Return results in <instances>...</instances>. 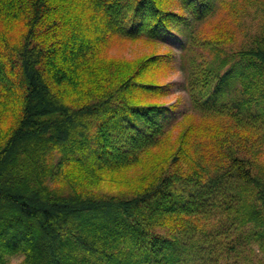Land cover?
I'll list each match as a JSON object with an SVG mask.
<instances>
[{
	"label": "trees",
	"instance_id": "trees-1",
	"mask_svg": "<svg viewBox=\"0 0 264 264\" xmlns=\"http://www.w3.org/2000/svg\"><path fill=\"white\" fill-rule=\"evenodd\" d=\"M83 1L85 27L32 43L61 4L0 0V264L13 255L23 264H220L252 244L264 253V176L249 160L223 149L212 168L198 159L183 167L181 145L172 167L150 156L187 111L222 123L218 147L264 135V49L221 55L222 40L197 38L226 0H177L185 14L167 0ZM100 27L154 41L183 37L178 64L191 109L179 115L135 99L153 88L141 80L152 56L119 82L97 67ZM196 48L216 51L215 64L198 62ZM78 91L88 97L71 98ZM142 156L146 170L126 175ZM104 181L136 191L93 190Z\"/></svg>",
	"mask_w": 264,
	"mask_h": 264
},
{
	"label": "rangeland",
	"instance_id": "rangeland-1",
	"mask_svg": "<svg viewBox=\"0 0 264 264\" xmlns=\"http://www.w3.org/2000/svg\"><path fill=\"white\" fill-rule=\"evenodd\" d=\"M51 1H53V4L60 3L62 7L44 15L43 21L36 26L43 34L36 33L35 37H32V43H41L42 39H50V32L53 30L59 31L57 35L59 37L62 32H70L76 26L85 27V24H87L88 9L85 1ZM167 2L168 5H171V8H174L173 10L185 14L177 0H167ZM50 5H52L51 2L46 3L47 8ZM216 5L218 8L215 13L201 21L199 28L196 29L197 38L210 39L211 41L215 39L222 40L221 46L219 45V48L224 47L223 51L220 52L221 55H231L234 52L237 53L249 49H264V0H226L225 3H217ZM80 10L81 14L79 15ZM58 18L78 19L77 21L71 19L69 26L66 23L54 20ZM100 29L104 30V32L103 35L98 34L101 37L97 46V55L93 61L104 73L115 74L114 81H123L139 67L145 58L153 57L151 66L146 70L143 79H141L152 84L151 93H139L137 95L133 93L131 99H134L136 95L135 99L140 101V103L168 105L170 110L180 112L179 115L191 107L189 95L184 89L185 73L179 68L178 64L181 43L184 41L183 37L177 34H166L163 41H154L142 35L126 37L111 33L103 27H100ZM93 34L95 32L91 31L90 35ZM196 53L203 54L201 61L198 62H203L205 65L215 64L213 58L216 51L206 52L196 48ZM80 93L81 91L71 94V98H78L76 96ZM87 97L85 91H82L79 95L82 100ZM219 124L222 123L210 116L200 115L195 111H187L177 118L162 142L150 151L152 152L150 154L151 159L158 157L159 164L160 161L166 160L164 164H160L165 167L174 153L180 154L183 151L184 154L180 158L184 161L179 159L183 167L198 165L195 161L198 159L205 166L212 168L213 165H216L218 150H236L251 162L252 168L257 174L264 176V135L258 137L255 132H248L249 139L246 143L235 141H229L228 143L225 141L222 144L224 145L223 147H218L214 134L218 133ZM197 140L203 141L201 147H199L200 144ZM180 145L182 146V151L179 152L177 149ZM25 146L26 143L24 142L20 151ZM143 156L139 159L140 162L137 163V167H132L133 171H126V175H133L138 172L140 175L142 171L146 170L148 166L144 168V165L150 163V158H144L145 156ZM176 165L179 164L174 162L173 166ZM207 170H210V168ZM156 171L155 174L159 170ZM132 172L133 174H131ZM124 179H128V177L124 176ZM144 179V182L150 180L147 177ZM136 186H129L127 183L109 184L104 181L100 182L99 186L92 187L94 191H124L132 193V190L136 191ZM87 187L91 189V186L87 185ZM141 187V185H138L137 189ZM250 246L253 251L244 246L241 253L237 256L232 255L218 262L220 264H264V253L260 252L257 245L252 244ZM22 259L23 255H13L9 257V263L23 264Z\"/></svg>",
	"mask_w": 264,
	"mask_h": 264
}]
</instances>
